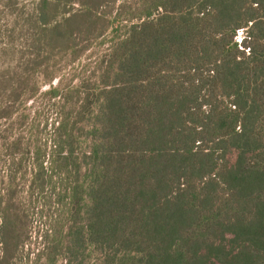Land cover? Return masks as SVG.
Instances as JSON below:
<instances>
[{"label":"trees","instance_id":"1","mask_svg":"<svg viewBox=\"0 0 264 264\" xmlns=\"http://www.w3.org/2000/svg\"><path fill=\"white\" fill-rule=\"evenodd\" d=\"M0 14V120L114 35L94 86L47 91L51 153L0 147V264H264V0H0Z\"/></svg>","mask_w":264,"mask_h":264},{"label":"rangeland","instance_id":"2","mask_svg":"<svg viewBox=\"0 0 264 264\" xmlns=\"http://www.w3.org/2000/svg\"><path fill=\"white\" fill-rule=\"evenodd\" d=\"M31 0H18L19 6L27 7ZM6 13V12H5ZM9 25L7 16L0 14V28H5ZM121 32V31H120ZM246 34L245 29H240L237 35L239 40H242ZM113 36L111 33H107L99 39L93 40L88 49L85 51L81 61L77 60L74 63L64 66L61 62V70L58 76H55L51 81H43V76L38 75L40 79V88L37 94L29 98L25 102H17L13 108L14 114L11 120H0V147L3 143H10L11 140L21 139L23 144H28L30 149L33 151L35 147L41 149V154L47 152L51 153L54 149V137L57 133L56 129L59 123V111L61 98L60 97H50L47 91L52 87L60 83L61 79L64 80L65 85H81L84 78L87 86H94V80L97 75V64L99 59L103 58L104 55L109 51L111 43L113 42ZM2 39L0 37V44ZM96 71V72H95ZM79 74V76H75ZM72 76H75L72 79ZM73 80V81H72ZM84 86H81V89ZM88 87V88H89ZM83 90V89H82ZM89 89L87 92H90ZM74 103L71 101L66 102L67 108H71ZM25 113L23 119L19 120V114ZM6 139V140H5ZM5 140V142H3ZM20 154H17L18 159ZM34 155V154H32ZM22 156V155H21ZM22 166L17 173V182L19 183V189L21 194L26 198L27 181L30 179V175L27 169L31 168L33 164V158L22 156ZM6 155H0V177L3 172H7L8 164L10 160ZM20 160V159H18ZM12 164V163H11ZM13 165V164H12ZM20 165V164H18ZM3 177V176H2ZM5 181L8 180L4 177ZM1 181V180H0ZM23 189V191H22ZM46 210L48 213H54V208L47 206ZM31 222V233L32 237L35 236V232L43 228V221L39 218L32 217ZM25 262V260L23 261ZM66 264V263H63Z\"/></svg>","mask_w":264,"mask_h":264}]
</instances>
